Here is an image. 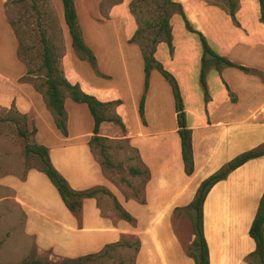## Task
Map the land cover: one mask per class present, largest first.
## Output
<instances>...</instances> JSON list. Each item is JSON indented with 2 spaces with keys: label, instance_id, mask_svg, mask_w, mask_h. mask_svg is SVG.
<instances>
[{
  "label": "crops",
  "instance_id": "obj_1",
  "mask_svg": "<svg viewBox=\"0 0 264 264\" xmlns=\"http://www.w3.org/2000/svg\"><path fill=\"white\" fill-rule=\"evenodd\" d=\"M14 1L0 0V114L14 108L30 117L36 143L48 149L51 164L73 190H108L134 219H123L97 196L83 199L75 214L48 176L30 168L24 176L1 179L24 212L26 234L39 252L64 261L88 256L95 260L121 242L124 246L115 249L129 254L133 247L128 242L133 240L137 242L133 264H196L187 254L195 239L192 222L179 209L193 202L204 180L264 144V24L259 0H239L236 21L206 0H174L219 55L253 70L212 67L206 78V99L200 82L201 43L181 15L172 18L174 51L161 43L155 56L180 87L192 130V175L185 171L172 88L157 70L151 73L144 122L140 116L145 72L139 46L129 42L138 28L130 10L133 0H75L84 42L97 59L96 69L72 46L63 1L50 0L65 39L60 67L66 80L101 102H119L114 113L148 172L142 200L119 194L106 177L91 148L95 121L88 106L65 98L68 134L64 136L43 94L24 80L28 70L19 57L20 41L7 10ZM108 127V122L101 124L100 137H108ZM263 194L264 156L247 161L211 188L203 206L210 264H249L247 257L256 248L250 228Z\"/></svg>",
  "mask_w": 264,
  "mask_h": 264
},
{
  "label": "trees",
  "instance_id": "obj_2",
  "mask_svg": "<svg viewBox=\"0 0 264 264\" xmlns=\"http://www.w3.org/2000/svg\"><path fill=\"white\" fill-rule=\"evenodd\" d=\"M62 1L64 7V18L71 36L72 46L81 59L87 60L93 66V68L96 69L97 59L91 49L87 47L84 42L83 33L78 21L75 0ZM147 1L148 0H133L130 4L131 13L134 15L137 21L138 28L129 42L135 43L139 46L144 60L145 72V90L141 99L139 113L144 122L146 93L149 89L151 73L153 70H157L171 85L175 100L185 171L187 175H192L195 171L192 130L187 124V115L180 87L173 74L166 70L163 64L159 62L155 56L157 47L161 43H166L171 53L174 51L173 28L171 24L173 16L177 14L181 15L187 30L195 34L201 43L203 55L201 59L200 82L203 86L206 99L208 98L206 78L208 71L212 67H215L218 71H221L223 68L227 67L238 68L245 72H252L253 70L237 65L228 58L219 55L213 49L207 37L201 31L195 29L188 20L181 4L174 0H151V3L154 4L155 9L151 12L150 18H145L140 6L142 3ZM222 1L224 2L223 8L229 13L232 19L236 21V12L239 9V0ZM14 3H18V0L14 1ZM259 3L261 9L260 20L264 24V0H259ZM41 37L43 43L42 68L46 72L45 99L47 106L54 116L55 124L61 133L64 136H67V115L64 108V100L66 97L71 98L76 103L86 104L95 121L94 136L91 139V148L93 150L92 142H98L101 140L99 133L100 126L103 122H113L121 127H124L121 119L115 113L112 115L106 114L108 108L114 109L119 102H101L96 97L85 93L79 85H72L69 83L64 77L63 71L58 64V60L51 50L52 48L49 46V41L46 38L45 33H43ZM28 73H30V70ZM35 132L36 130H34V133ZM22 136H25V134L23 133ZM26 153L36 155L40 159L41 166L39 169L48 176L50 181L57 188L64 203L75 214L80 212L83 199L95 198L99 191L104 190L100 188H94L86 191L73 190L69 186L67 180L51 164L48 149L44 146H41L37 143L27 144ZM262 156H264V144L237 156L225 166H223L219 171L204 180L200 185L193 202L186 208L179 209V213H186L192 222V230L193 234L195 235V239L192 245L187 249V254L195 260L196 264H210L209 249L203 226V206L209 191L216 183L226 179L233 170L242 166L249 160ZM102 166L104 168V164H102ZM117 209L120 211V216L123 219L128 221L134 220L126 211L121 208L118 203ZM250 236L255 241L256 248L254 252H252L247 257V262L249 264H264V194L260 200L258 211L250 228ZM124 244V242H121L110 247L116 248L118 246H124ZM94 258V256H88L69 262L71 264H80L86 261H91Z\"/></svg>",
  "mask_w": 264,
  "mask_h": 264
},
{
  "label": "rangeland",
  "instance_id": "obj_3",
  "mask_svg": "<svg viewBox=\"0 0 264 264\" xmlns=\"http://www.w3.org/2000/svg\"><path fill=\"white\" fill-rule=\"evenodd\" d=\"M206 1L210 5L224 9L222 0ZM140 7L145 18H150L151 12L155 9L151 0L142 3ZM7 10L20 41L19 57L28 72L30 70L24 80L45 97L46 72L42 68L41 35L45 33L60 66L65 54V39L58 15L50 0H18V3H8ZM106 114H114V109L108 108ZM108 126L105 132L108 137L101 136L100 141L92 142L93 152L104 164L105 175L116 192L127 199L142 200L147 171L137 150L124 137L125 128L113 122H108ZM22 132L25 136H22ZM35 133L32 119L16 109L0 114V264H71L69 261L56 259L49 252H39L33 239L25 232V215L15 200L13 190L1 183L3 176L10 174L24 176L28 169L40 168V159L36 155L26 153V145L36 143ZM97 197L101 204H105L120 215L114 193L104 189L97 193ZM190 224L192 229V223ZM128 243L133 247L129 254L111 248L93 260V264H133L132 258L137 242L131 240Z\"/></svg>",
  "mask_w": 264,
  "mask_h": 264
}]
</instances>
